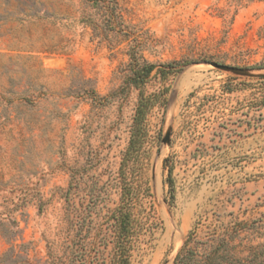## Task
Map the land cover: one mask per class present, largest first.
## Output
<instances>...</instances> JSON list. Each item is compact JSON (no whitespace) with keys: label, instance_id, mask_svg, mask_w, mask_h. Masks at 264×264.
<instances>
[{"label":"rangeland","instance_id":"374dc122","mask_svg":"<svg viewBox=\"0 0 264 264\" xmlns=\"http://www.w3.org/2000/svg\"><path fill=\"white\" fill-rule=\"evenodd\" d=\"M140 55L176 61L165 104L146 116L132 167L130 264H172L190 231L264 212V0H118ZM82 0H0V252L45 255L71 170L106 183L118 169L138 90L105 102L128 62L123 35L95 33ZM220 63L235 69L218 68ZM155 72V68L152 74Z\"/></svg>","mask_w":264,"mask_h":264},{"label":"trees","instance_id":"16d2710c","mask_svg":"<svg viewBox=\"0 0 264 264\" xmlns=\"http://www.w3.org/2000/svg\"><path fill=\"white\" fill-rule=\"evenodd\" d=\"M92 8L83 21L95 33L115 32L128 40V62L120 70L118 89L100 97L109 102L125 97L131 88L138 90L130 124L129 140L118 169L120 194L115 206L105 207L106 183L88 179L82 169L71 170L64 191L62 213L52 233L44 236L45 255L34 260L28 243L11 244L0 252V264H130L137 233L134 211L132 167L146 135V116L155 105L165 104L166 87L145 92L153 78L161 82L176 71V61L158 66L144 59L136 43L124 29L118 0H82ZM155 68V72L152 71ZM172 264H264V212L247 220H235L209 230L196 238L190 231L177 250Z\"/></svg>","mask_w":264,"mask_h":264},{"label":"water","instance_id":"95a60500","mask_svg":"<svg viewBox=\"0 0 264 264\" xmlns=\"http://www.w3.org/2000/svg\"><path fill=\"white\" fill-rule=\"evenodd\" d=\"M212 65L218 67V68H222V69H235V68H232L230 66H227V65H224V64H220V63H212Z\"/></svg>","mask_w":264,"mask_h":264}]
</instances>
